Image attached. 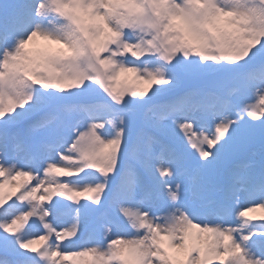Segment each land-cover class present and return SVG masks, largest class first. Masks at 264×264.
<instances>
[{
	"label": "snow or ice",
	"instance_id": "6c2138e0",
	"mask_svg": "<svg viewBox=\"0 0 264 264\" xmlns=\"http://www.w3.org/2000/svg\"><path fill=\"white\" fill-rule=\"evenodd\" d=\"M0 264H264V0H0Z\"/></svg>",
	"mask_w": 264,
	"mask_h": 264
},
{
	"label": "rangeland",
	"instance_id": "374dc122",
	"mask_svg": "<svg viewBox=\"0 0 264 264\" xmlns=\"http://www.w3.org/2000/svg\"><path fill=\"white\" fill-rule=\"evenodd\" d=\"M131 77H130V75H129V79H130ZM255 215H260V213H254Z\"/></svg>",
	"mask_w": 264,
	"mask_h": 264
}]
</instances>
